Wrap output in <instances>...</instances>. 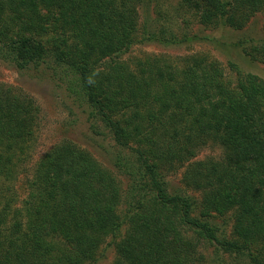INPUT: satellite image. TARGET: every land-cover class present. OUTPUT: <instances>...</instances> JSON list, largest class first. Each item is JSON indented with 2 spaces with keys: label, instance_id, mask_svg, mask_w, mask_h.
<instances>
[{
  "label": "trees",
  "instance_id": "obj_1",
  "mask_svg": "<svg viewBox=\"0 0 264 264\" xmlns=\"http://www.w3.org/2000/svg\"><path fill=\"white\" fill-rule=\"evenodd\" d=\"M148 1L0 0V59L42 74L51 60L88 117L129 152L113 160L128 177L123 189L87 150L59 141L24 170L20 197L14 181L40 108L0 84V264H88L105 243L115 249L111 264H225L201 244L264 264V79L234 63L230 79L205 52L124 58L144 41L212 40L140 23ZM176 10L204 28L242 30L264 0H177ZM232 45L264 66V38L242 32ZM214 145L219 157L197 158ZM177 168L191 193L169 190L166 175ZM217 217L229 219V236Z\"/></svg>",
  "mask_w": 264,
  "mask_h": 264
},
{
  "label": "rangeland",
  "instance_id": "obj_2",
  "mask_svg": "<svg viewBox=\"0 0 264 264\" xmlns=\"http://www.w3.org/2000/svg\"><path fill=\"white\" fill-rule=\"evenodd\" d=\"M176 7L177 0H149L146 6L139 7V21L140 23L145 21L146 26L153 30L164 26L166 30H175L178 33L186 32L190 35L196 34L198 37L209 36L212 37V40L196 39L172 45L144 41L133 45L124 55V58L132 60L148 54L179 57L196 52H205L220 62L225 74L230 79L233 77L230 63H234L244 73H252L264 79L263 64L251 60L240 48L232 45V42L242 32L253 37L264 38V13H257L242 30H234L226 26L208 29L198 25L195 21L187 20L189 16L177 12ZM42 68L46 69L47 73L42 74L33 66L18 70L11 62L0 59V84L10 85L26 92L40 108L36 138L29 153L31 156L25 162L24 166L27 167L20 168L23 173L14 181L19 196L23 197L26 194L25 180L27 175L24 170L27 169L29 172V166L39 156L51 148L53 144L62 140H71L87 150L102 166L117 176L123 189L126 188L129 183L128 177L124 171L114 165L113 160L117 154L128 156L129 152L115 144L110 131L101 120L88 117V108L73 91L74 84L70 82L68 73L56 67L49 59L42 64ZM69 84H71V88ZM221 152V148L216 145L202 147L197 151V158L219 157ZM182 171L183 168H177L167 173L166 179L169 190L171 192L186 191L191 193L180 182ZM125 206L123 203L121 208L124 209ZM213 220L220 228L219 233L229 236V219L217 217ZM123 231L122 229L121 235ZM200 251L210 258L218 257L217 260L223 261L225 264H244L246 262L245 258H241L243 260L240 262L235 256L228 255L215 246L201 244ZM114 258L115 249L113 245L105 243L97 249L96 260L88 264H111Z\"/></svg>",
  "mask_w": 264,
  "mask_h": 264
}]
</instances>
